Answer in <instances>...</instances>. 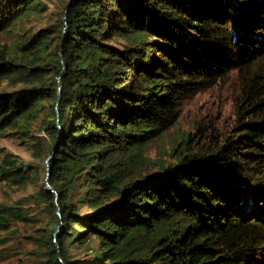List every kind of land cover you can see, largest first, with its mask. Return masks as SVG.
I'll use <instances>...</instances> for the list:
<instances>
[{
	"label": "trees",
	"instance_id": "obj_1",
	"mask_svg": "<svg viewBox=\"0 0 264 264\" xmlns=\"http://www.w3.org/2000/svg\"><path fill=\"white\" fill-rule=\"evenodd\" d=\"M40 1L0 0V23ZM66 27L53 90L0 95V130L53 99L51 188L32 195L62 224L46 264H80L68 247L90 235L99 246L88 264H264V0H72ZM116 37L127 44L108 43ZM230 68L240 83L234 133L126 180L182 98ZM0 179L27 181L15 155L1 160ZM23 219L0 205V231Z\"/></svg>",
	"mask_w": 264,
	"mask_h": 264
},
{
	"label": "rangeland",
	"instance_id": "obj_2",
	"mask_svg": "<svg viewBox=\"0 0 264 264\" xmlns=\"http://www.w3.org/2000/svg\"><path fill=\"white\" fill-rule=\"evenodd\" d=\"M71 1L41 0L27 14L5 15L12 17L8 24L0 23V67L3 64L8 67L0 72V95L39 86L49 87L48 92L53 90L51 82L58 67L57 59L63 57L60 43L68 35ZM108 43L122 48L127 41L116 37ZM239 88L238 72L230 68L224 76L207 80L198 90L183 97L175 121L159 136L145 142L126 180H136L174 165L185 154L212 151L234 133V101ZM51 104L53 99L39 103L22 119L25 127L21 120L20 125L0 130V163L5 156L13 154L24 165L28 176L21 184L0 179V205L17 207L24 216L23 220L13 221L9 228L0 231V264H46L51 235L60 234L62 224L58 228L54 225L51 206L32 196L45 185L51 188L49 161L54 151L48 150L51 141L46 130ZM113 200V196L107 199ZM86 210L85 205L81 206L80 212ZM55 211L59 214L58 207ZM73 226L76 231L80 230L76 224ZM90 237L86 244L71 243L67 255L70 262L89 263L99 246L98 240ZM59 259H62L60 255Z\"/></svg>",
	"mask_w": 264,
	"mask_h": 264
}]
</instances>
